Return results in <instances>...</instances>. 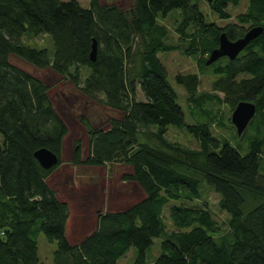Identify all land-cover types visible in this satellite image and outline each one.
<instances>
[{"label": "trees", "instance_id": "16d2710c", "mask_svg": "<svg viewBox=\"0 0 264 264\" xmlns=\"http://www.w3.org/2000/svg\"><path fill=\"white\" fill-rule=\"evenodd\" d=\"M240 1L207 4L228 20V6ZM247 2L237 22L220 26L206 22L190 0H133L128 10L99 0H90L86 8L77 0H0V264H41L37 231L56 243L54 264H117L132 246L138 255L131 264H147L145 251L162 234L161 253L152 264H264V30L234 59L210 64L217 75L211 89L223 97L200 93L196 73L175 77L188 99L214 98L231 110L241 100L255 104L244 154L214 137L209 123L184 124L177 92L157 55L181 50L202 72L221 32L235 40L252 26L264 27V0ZM173 9H179L181 19L176 41L168 43L169 29L160 20ZM24 34L50 35L52 54L45 46L25 44ZM12 54L39 69L50 68L91 99L123 112L106 130L82 118L89 152L82 160L76 140L71 161L130 165L132 173L123 178L137 182L145 195L125 209L97 212L95 229L76 244L66 237L69 206L46 182L61 164L66 125L49 97V85L13 64ZM138 87L143 99H137ZM169 125H185L198 147L166 138ZM41 147L58 156L54 167L44 168L34 157ZM202 181L220 194L218 206L229 213L227 229L221 232L206 202L170 205L173 228L168 229L165 207L171 200L199 201Z\"/></svg>", "mask_w": 264, "mask_h": 264}, {"label": "rangeland", "instance_id": "374dc122", "mask_svg": "<svg viewBox=\"0 0 264 264\" xmlns=\"http://www.w3.org/2000/svg\"><path fill=\"white\" fill-rule=\"evenodd\" d=\"M77 1L85 8L89 6L90 2V0ZM99 1L102 4L116 3L124 10H128L133 3V0ZM190 1L198 5L206 22H215L220 26L228 22H237L236 15L245 12L248 5L247 0H241L236 6L229 5L227 10L231 13V17L228 20H221L215 12L210 10L206 0ZM180 19L179 9H173L166 17L161 18V23L169 29V35L166 39L168 43L176 41L175 28ZM22 41L32 47L45 46L49 49L50 55L53 52V41L50 35L46 34L37 37L24 34ZM157 55L165 67L168 83L177 92L176 102L184 113V124L207 122L214 137L220 141L226 140L240 153H246L252 122H249L243 135L237 136L230 119L232 110L224 102H219L214 98L212 101L210 99L206 101L188 99L183 87L176 81L175 77L178 73H196L200 78L199 92L214 94L221 98L223 97L222 93L211 89V82L217 77L212 71L213 65H207L205 70L199 72L196 60L181 50L160 51ZM10 61L49 85V97L56 112L66 125L67 133L62 140L60 155L61 164L48 176L46 182L55 190L57 198L66 202L69 206L66 237L70 243L76 244L93 231L97 212L119 211L143 197L142 191L136 184L123 178V175L129 172L131 166L123 162H114L106 163L104 167H98L83 163L75 164L71 161L74 141H80L82 160L87 157L89 152V136L82 118L88 121L93 128L105 130L110 127L111 119H121L123 112L91 99L68 79L55 73L50 68L39 69L14 54L11 55ZM87 72V69H84V73L87 74ZM137 99H143L139 87L137 89ZM185 125L167 126L166 138L191 148H197V140L186 129ZM261 172L264 175V169ZM200 188L201 198L199 201L171 200L168 203L163 212L168 229L173 228L168 213L170 205L204 206V202L207 203L206 207L212 218L218 222L221 232L227 229L226 222L229 218V213L218 206V201L221 198L220 194L205 181H202ZM33 235L37 242L40 263L54 264L53 254L56 249V243L49 242L41 231L34 232ZM163 237L164 234L153 238L152 244L146 249L147 264H152L160 255L159 244ZM137 255L138 249L132 246L118 259L117 264H131Z\"/></svg>", "mask_w": 264, "mask_h": 264}, {"label": "water", "instance_id": "95a60500", "mask_svg": "<svg viewBox=\"0 0 264 264\" xmlns=\"http://www.w3.org/2000/svg\"><path fill=\"white\" fill-rule=\"evenodd\" d=\"M206 1L210 2L212 0ZM263 30L264 27L262 25L252 26L246 30L243 36L235 40L229 39L225 32H221L218 37V45L210 51L205 60V64L210 65L222 57L234 59L244 49L247 43L256 38ZM95 54L96 41L93 40L89 54L91 60H94ZM255 113L256 106L251 101L241 100L233 108L230 119L238 136L245 130ZM33 155L44 168H52L58 163V156L56 153L46 147L36 149Z\"/></svg>", "mask_w": 264, "mask_h": 264}, {"label": "crops", "instance_id": "0c3cea01", "mask_svg": "<svg viewBox=\"0 0 264 264\" xmlns=\"http://www.w3.org/2000/svg\"><path fill=\"white\" fill-rule=\"evenodd\" d=\"M109 129V128H108ZM106 130V129H105ZM94 166V165H93ZM105 165H102V166H98V167H104ZM130 166V165H129ZM130 173H132V168H130V170H129V172H127V174H130ZM131 183H133V184H136L139 188H140V190L142 191V194H143V196L145 195L144 194V191L142 190V188L140 187V185L137 183V182H135V181H130ZM95 226H96V224H95ZM94 229H95V227H94ZM93 229V230H94Z\"/></svg>", "mask_w": 264, "mask_h": 264}]
</instances>
